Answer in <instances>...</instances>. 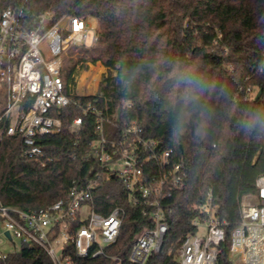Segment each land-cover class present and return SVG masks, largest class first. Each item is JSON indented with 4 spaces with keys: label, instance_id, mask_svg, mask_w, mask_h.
<instances>
[{
    "label": "trees",
    "instance_id": "1",
    "mask_svg": "<svg viewBox=\"0 0 264 264\" xmlns=\"http://www.w3.org/2000/svg\"><path fill=\"white\" fill-rule=\"evenodd\" d=\"M32 15L52 11L98 22L92 60L109 67L100 85L119 116L107 126L111 137L125 123L138 122L144 136L155 138L172 160L183 162L186 177L162 199L168 233L147 264H179L175 249L194 229L206 204L229 223L220 264L229 259L231 230L240 221V198L256 190L264 173V0H28ZM263 89L246 98L247 87ZM95 99L83 97V101ZM97 103L101 106L102 100ZM82 110L63 109L59 133L39 141L45 157L28 158L18 136L0 146V197L23 210L47 207L102 172L94 193L95 210H125L118 241L110 255L129 261L137 237L154 226L143 196L134 204L121 179L109 175L91 151L98 138L94 117L80 130L70 126ZM149 169L157 172L155 163ZM174 252L168 256V250ZM0 264H53L36 244L21 243ZM85 264H115L99 256Z\"/></svg>",
    "mask_w": 264,
    "mask_h": 264
},
{
    "label": "built area",
    "instance_id": "2",
    "mask_svg": "<svg viewBox=\"0 0 264 264\" xmlns=\"http://www.w3.org/2000/svg\"><path fill=\"white\" fill-rule=\"evenodd\" d=\"M28 4V0H0V146L5 137L18 136L23 154L40 159L45 151L39 141L61 131L65 107L82 110L72 120L73 131L80 130L85 116H93L98 133L91 144L94 156L109 175L121 179L134 204L141 195L154 206L150 212L154 226L137 237L129 254L130 262L147 264L162 250L168 233L162 199L181 187L185 166L173 161L172 150H163L157 139L145 137L138 122L119 126L111 137L106 134L107 126H118L120 119L100 89L103 80L97 79L95 84L87 81L82 88L95 86L82 93L72 84L78 68H90L88 60L73 56L75 42L82 36L86 47L97 46V29L70 13L56 17L45 11L34 16ZM257 90L247 87L246 98L255 97ZM83 97L95 99L85 102ZM100 99L101 106L97 103ZM150 162L155 163L157 172L148 168ZM101 176L102 172H97L84 185L73 186L65 196L40 209L11 207L0 197V237H7L8 231L13 242L16 237L21 243L40 246L53 264H85L99 256L123 264L120 256L108 254L107 249L119 239L125 210L118 206L107 215L95 210L94 193ZM216 211L215 205L206 204L202 216L193 221L194 229L175 249L179 264H220L229 223ZM240 212V221L229 237V259L232 264H264V173L256 179V190L241 196ZM173 252L172 245L167 255ZM7 257L8 252L0 249V259Z\"/></svg>",
    "mask_w": 264,
    "mask_h": 264
},
{
    "label": "rangeland",
    "instance_id": "3",
    "mask_svg": "<svg viewBox=\"0 0 264 264\" xmlns=\"http://www.w3.org/2000/svg\"><path fill=\"white\" fill-rule=\"evenodd\" d=\"M88 21L90 23H92L96 29H98V22L96 19H88ZM88 42L91 41V34H89L88 36ZM97 48V54L98 56L101 58L100 56V47L99 44L96 46ZM93 52V51H92ZM90 52L88 54L85 53H80L78 54V56H82V61L83 60H88L89 64H90V68L89 69H82L79 68L77 75H78V79H81L82 82L84 83H88L87 81H89L90 83H94L97 79H101L104 80V78L109 74V67L104 66L103 64H100V66H96V64L91 60V57L93 55V53ZM77 56V57H78ZM102 59V58H101ZM103 60V59H102ZM104 61V60H103ZM105 62V61H104ZM106 63V62H105ZM107 64V63H106ZM95 84V83H94ZM93 84V88L94 85ZM97 84V83H96ZM101 84V82H100ZM99 84V85H100ZM259 90V89H258ZM258 90L256 91V94L258 92ZM205 229V228H203ZM14 242L16 243V247L14 246V242L11 241L10 239H8L7 237H0V249L4 252H12L14 251L16 248H20L21 247V240L19 238L14 237ZM58 254H60V250L57 251Z\"/></svg>",
    "mask_w": 264,
    "mask_h": 264
},
{
    "label": "bare ground",
    "instance_id": "4",
    "mask_svg": "<svg viewBox=\"0 0 264 264\" xmlns=\"http://www.w3.org/2000/svg\"><path fill=\"white\" fill-rule=\"evenodd\" d=\"M95 47H96L95 45H92L90 47H86L84 45V43H83V37L80 36V37L77 38V40L75 42V49L77 51H75V53H74L73 56H78V54H80V53L88 54V53L94 51ZM91 60H92V57H91ZM96 66H97V64H96ZM78 69L76 70L75 75H74V77L72 79V84H73V86L75 88L74 90L77 91V92H79V93L90 91L93 88V84L91 86H89L88 88H86V89L82 88V85L83 84H86V83L82 82L81 79H78V75H77Z\"/></svg>",
    "mask_w": 264,
    "mask_h": 264
},
{
    "label": "water",
    "instance_id": "5",
    "mask_svg": "<svg viewBox=\"0 0 264 264\" xmlns=\"http://www.w3.org/2000/svg\"><path fill=\"white\" fill-rule=\"evenodd\" d=\"M262 92H263V89L260 88V89L258 90L257 94H256V99H258V98L261 96ZM160 145H161V143H160ZM6 236H7L9 239H11V235H10V233H9L8 231L6 232Z\"/></svg>",
    "mask_w": 264,
    "mask_h": 264
}]
</instances>
